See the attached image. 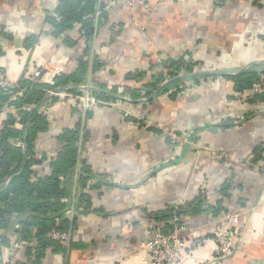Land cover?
Instances as JSON below:
<instances>
[{"label":"crops","instance_id":"obj_1","mask_svg":"<svg viewBox=\"0 0 264 264\" xmlns=\"http://www.w3.org/2000/svg\"><path fill=\"white\" fill-rule=\"evenodd\" d=\"M58 1L0 0V73L13 86L28 77L48 83L58 73L75 72L77 51L85 44H64L46 21ZM146 1L157 6L133 13L112 8L93 30L89 67L83 82L75 85L91 89H78L77 96L87 93L96 99L95 93L105 86L117 88L118 99L97 101L86 111V164L77 169L84 174L86 166L89 178L78 188L73 178L64 199L72 207L66 216L77 213L73 236L64 251L47 249L39 264H149L143 245L152 227L168 231L164 213L195 201L201 193L206 195L203 209L221 199L223 209L217 216L204 211L180 216V223L204 244L176 264H264V153L261 161L251 162L252 148L264 142V102L245 105L230 98L235 95L231 82L221 78L264 68V0H225L221 5L216 0ZM69 35L76 39L79 32ZM30 39L32 45L27 46ZM167 59L193 63L192 73L220 75L192 81L197 88L193 93L181 89L173 96L168 92L149 99L154 91L147 101L129 103L124 88L152 83ZM138 72L145 74L137 81L126 77ZM77 96L57 99L45 108L49 130L39 134L35 148L46 157L58 153L57 136L79 120ZM9 112L12 107L5 108L0 121ZM237 116L241 123L226 122ZM145 117L160 126L154 128L159 132L138 123ZM168 129L194 136L174 149L162 131ZM196 142L224 150L232 160L216 164L197 150ZM33 169L45 176L48 162ZM228 179V196L221 198L219 190ZM82 193L86 197L77 199ZM223 230L231 234L234 248L216 258L213 238ZM12 235L7 234L8 241ZM5 247L0 246V258ZM28 260L24 251L17 261Z\"/></svg>","mask_w":264,"mask_h":264},{"label":"trees","instance_id":"obj_2","mask_svg":"<svg viewBox=\"0 0 264 264\" xmlns=\"http://www.w3.org/2000/svg\"><path fill=\"white\" fill-rule=\"evenodd\" d=\"M216 2L217 5H221L225 0H216ZM95 5L96 0H59L46 19L53 28V34L60 36L64 44L75 46L79 40L85 44L82 49L77 51L78 66L74 73L57 76L53 85L40 82L41 80L34 81L28 77L19 80L10 93L0 90V115L5 111V108L12 107V112L6 114L4 121H0V246L8 245L7 234L10 231L18 240L33 242L32 246L25 249L29 260L27 262L16 261L15 264H39L45 251L49 248L64 251L65 247L60 242L50 239L48 233L52 231L73 232L74 230L71 225L74 224L77 213L66 216L72 207L64 199L69 197L73 182H76L77 188L83 187L89 178L86 166L83 169L85 175L77 169V165L86 164L82 159V152L83 141L87 135L82 130L84 119H87L89 112L80 113L79 120L74 127L64 129L57 136L61 147L52 158L38 152L35 142L39 134L49 130L50 120L45 108L57 100L56 96H47L48 91L55 88H66L70 84L80 85L83 82L84 74L89 67V57L93 54L91 50L93 30L101 24L98 23L95 26L91 18L95 12ZM72 30L79 32L78 38L74 39L69 35ZM31 43L32 39L28 40L27 46L32 45ZM159 67L160 70L153 76L152 83L143 84L141 88H124V95L130 98L129 103H139L143 99L147 101L148 97L157 91L160 85L163 87L159 89L157 95L168 92L171 96L175 95L181 90L179 87L183 81L174 80L164 85L165 80L173 79L182 72L192 73L194 64L182 59H167L161 62ZM260 70L250 69L238 75L222 76L221 78L231 82L235 95L230 98L245 105L264 102V93L250 94L252 84L258 82L264 75V68ZM144 74L145 72L130 73L126 77L129 80L137 81ZM217 77L219 76L200 74L185 81L198 82ZM101 89L102 92L95 93L98 103L118 99L116 97L117 88L107 90L105 86H101ZM19 90H22L23 93L18 94ZM69 92L75 95L81 94V91L74 88ZM25 106L31 107V110L26 112ZM252 113L244 115L243 119ZM243 119L241 116L229 117L226 122L236 125ZM138 123L144 126V123ZM154 130L159 132L157 129ZM193 136L194 133L190 135V139H193ZM18 143H22L25 147L18 146ZM251 153L252 163L256 164L261 161L264 142L253 147ZM45 161L48 162L49 172L45 176H39L33 168ZM231 185V180H226L219 190L221 198L228 196L227 192ZM86 195L79 194L77 199L83 200ZM78 202L81 204L80 201ZM204 205H206V195L201 193L195 201L180 206L176 210H167L162 220L167 223L166 227L170 231L172 223L181 224L179 219L182 215L204 211L217 216L223 209L222 199L214 206L207 204L206 209H203Z\"/></svg>","mask_w":264,"mask_h":264},{"label":"built area","instance_id":"obj_3","mask_svg":"<svg viewBox=\"0 0 264 264\" xmlns=\"http://www.w3.org/2000/svg\"><path fill=\"white\" fill-rule=\"evenodd\" d=\"M157 5L151 4L146 0H96L95 12L91 16L93 24L96 26L99 19L102 17L104 12L112 8H120L127 10L130 13H133L137 8H143L144 10L151 9ZM61 73H58L60 75ZM166 80L167 82L170 81ZM46 83V82H44ZM49 85L54 84V80H49ZM15 86L11 84L4 74L0 73V90L10 93L11 89ZM185 93H190L197 90L196 86L192 81H183L181 87ZM56 89V88H55ZM49 90L47 94L49 96H56L57 99L62 101L69 100L73 96H77L69 92L72 89L70 86L66 87L60 92H54V90ZM22 91H19L20 94ZM264 93V76L258 82L252 84L250 88L251 95H257ZM79 97L80 109L82 113L87 111V109L97 102L94 97L88 95L87 93L77 96ZM24 110L29 112L31 107L25 106ZM240 117V116H239ZM168 138L171 144H176L177 147L179 144L186 143L189 140V133L182 132V134L176 133H164ZM172 138V140L170 139ZM18 146H23L22 143H18ZM25 147V146H23ZM197 147H199L197 145ZM213 162L222 161L227 158V153L223 151H215L213 157H209ZM67 215H71V212L68 211ZM231 220V218H228ZM172 229L167 231V234H164L162 229L159 227H152L149 238L144 242V248L149 255V264H176L184 258L186 252H193L200 246L204 244V239L199 238L193 234L191 228L183 224L172 223ZM72 232H57L52 231L48 233L50 239L60 242L63 246H66L70 239L72 238ZM214 255L216 258H223L228 256L234 248V240L231 234L228 231L218 232L214 238ZM33 242H28L24 240H18L15 235H12L9 238V243L5 247L4 255L0 258V264H15L19 256L25 251L29 246H32Z\"/></svg>","mask_w":264,"mask_h":264},{"label":"rangeland","instance_id":"obj_4","mask_svg":"<svg viewBox=\"0 0 264 264\" xmlns=\"http://www.w3.org/2000/svg\"><path fill=\"white\" fill-rule=\"evenodd\" d=\"M181 87V86H180ZM190 93H193V92H190ZM127 112H128V110H127ZM148 118V117H147ZM146 117L145 118H138L139 119V121L140 122H142V123H144V127H146V128H157V129H159L160 128V126L158 125V124H156V123H154V122H151L149 119H147ZM163 131V133L164 132H167V133H171V134H173V133H176V132H178V133H180V134H182V132H186V133H188L187 131H175V130H162ZM81 137V136H80ZM81 139H82V137H81ZM171 140H172V138H170ZM82 144V142H81V140H80V145ZM169 145L172 147V148H174V149H176V144H171V142H169ZM175 145V146H174ZM196 145H198L199 147H197V150L199 151V152H204L206 155H207V157L209 158V157H213V153L216 151H221V150H217V149H214V148H212V147H209L208 146V144H199V142H196ZM223 152H225L224 150H222ZM82 156H83V152H82ZM233 156H232V154H230V153H227V158L224 160H222V161H218V162H216V164H223V163H225V162H229L230 163V160H232L231 158H232Z\"/></svg>","mask_w":264,"mask_h":264},{"label":"water","instance_id":"obj_5","mask_svg":"<svg viewBox=\"0 0 264 264\" xmlns=\"http://www.w3.org/2000/svg\"><path fill=\"white\" fill-rule=\"evenodd\" d=\"M251 64H248L246 67H249ZM245 69V68H244ZM241 72H238V74H240ZM200 74H203V75H206V76H219L220 74H216V73H207V72H203V73H185V74H180L179 76H177V77H175V78H173V79H171L170 81H168V82H166V84H168V83H170V82H173L174 80H181V81H183V80H186V79H189V78H192L193 76H195V75H200ZM165 84V85H166ZM70 87L71 88H74V89H79V90H90L91 88H80V87H77V86H75V85H73V84H71L70 85ZM65 88H56L55 90H54V92H60V91H62V90H64ZM159 91V90H158ZM158 91H156V92H154L151 96H150V98L149 99H152V98H154L156 95H157V93H158ZM47 96H49V94H47ZM24 150H25V148H24ZM163 233L164 234H167V230H165V231H163Z\"/></svg>","mask_w":264,"mask_h":264}]
</instances>
